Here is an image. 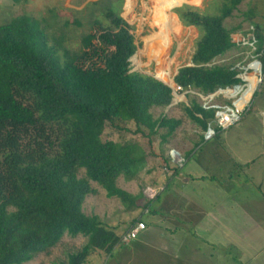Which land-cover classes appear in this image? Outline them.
Masks as SVG:
<instances>
[{
    "label": "trees",
    "instance_id": "obj_1",
    "mask_svg": "<svg viewBox=\"0 0 264 264\" xmlns=\"http://www.w3.org/2000/svg\"><path fill=\"white\" fill-rule=\"evenodd\" d=\"M114 1L115 7L105 0L103 23L95 21L96 32L85 35L74 53L63 47L59 53L42 20L33 16L20 14L0 24V264L30 262L64 235L82 236L86 242L54 264H85L93 255L111 254L122 236L98 215L84 213L86 197L97 194L90 182L107 198L118 199L126 212L147 209L163 192L140 206L146 187L137 195L118 187L120 177L131 181L145 170L147 153L137 142L102 139L106 124L120 121L132 123L134 133L146 135L149 142L158 136L164 145L181 125L180 119L153 116V108L170 105L172 89L131 71L129 59L137 46L120 16L123 0ZM243 1L213 0L211 13L188 5L173 10L181 25L199 33L191 65L177 70L175 85L209 96L244 83L242 70L213 63L239 47L232 41L239 26L229 29L224 22ZM256 16L251 6L242 12L251 24L253 56L263 71L264 24L255 22ZM165 60H158L160 79H165ZM183 109L203 130L215 122V108L191 100ZM137 222H130L125 232Z\"/></svg>",
    "mask_w": 264,
    "mask_h": 264
},
{
    "label": "rangeland",
    "instance_id": "obj_2",
    "mask_svg": "<svg viewBox=\"0 0 264 264\" xmlns=\"http://www.w3.org/2000/svg\"><path fill=\"white\" fill-rule=\"evenodd\" d=\"M112 1L115 7L117 5L116 1ZM212 2L213 0H123L120 6V16L129 25L130 32L134 36V43L137 46L134 56L130 59L131 71L154 76L163 82L172 84V78H174L177 70L191 64V57L199 36L198 31L194 27L181 25L173 10L182 5H188L199 9L201 12L211 13ZM128 3L134 4L132 11L129 13L126 11ZM105 4V0H23L18 3H14L12 0H0V24L7 23L20 14L33 16L38 20H42L43 27L49 36L50 44L58 46L59 53L63 48L74 53L82 47L85 35L96 32L97 25H95V21L103 23L102 13ZM250 6L254 8L257 15L254 19L255 22L264 24V0H244L239 7V11L235 12L233 17L226 19L224 24L229 29L241 24V30H237L232 35L234 41L237 43L242 42L240 37L243 36L246 44L240 45L238 49L227 52L224 56L218 57L213 61L216 65H233L239 68V70H242L240 74L242 79H244L245 75L255 74L249 68L256 60L253 56V44L247 42V38L253 36L251 24L248 21H243V17L241 16L242 12L246 11ZM163 33L165 38L161 39L160 37H162ZM152 34H155V36L150 43V48H147V53L145 52V39ZM56 42L60 44L58 45ZM163 57L166 60L161 72L164 74L165 79H160L157 75L159 69L157 67L158 60ZM166 67L170 69V73L167 72ZM256 78L257 84L255 91L251 95V102L245 111L241 113V120L239 119L230 126L231 131L238 130L237 127L245 128L249 125L250 121H253L250 123L251 126L256 127V129L259 127V124L255 123L250 113L258 109L264 110V70L261 72L260 68ZM243 82L240 85L242 91L247 86L246 81L244 80ZM231 90H234V88H231ZM188 91L178 94L179 98H176L178 100L176 106L172 108H168V106L165 108H153L151 110L155 118L163 115L181 119L183 125L177 131L184 132L186 135L189 133V130H194L196 127L188 120L184 113V105H189L191 100H195L200 105L224 106L228 102L231 104V102L239 99L243 93L237 94L233 92V95L236 93L235 96L230 97L227 93L215 92L208 97L202 95L203 99H201L196 90ZM214 127H216L215 122L211 128ZM134 130L135 127L132 123H122L120 121H115L113 125L107 123L102 139L104 141L111 140L115 142H137L145 149L148 157L145 170L134 180L126 181L122 177L117 180L118 187L137 195L141 193L142 187L151 186L153 188H160L164 183L168 171L165 169L167 165L163 161L165 160L167 150L166 147L162 150L158 136L151 137L149 142V138L146 135L135 134ZM221 132H224V129L218 134ZM186 135L177 134V139L174 142L178 145L179 143H185L189 140ZM190 135L196 136V134L191 133ZM216 136L203 142L206 145L203 146L202 151L215 146L214 144L217 142H221L222 136ZM196 139L194 137V140ZM82 176L83 171L81 170L79 177ZM159 176L163 181L158 182ZM90 185L97 190V194L86 197L83 204L84 213L87 215L97 214L105 225L115 227L117 234L121 235L125 233L130 222L137 218L138 214L136 211L126 212L118 199L107 198L104 190L96 183L90 182ZM163 192L161 193L162 195L159 194L161 200L162 198L165 199L166 190ZM146 200L148 199L140 200V206L144 205ZM157 205L158 202L154 201L151 207ZM85 242L86 239L82 236L72 238L64 235L57 246L50 249L48 253L39 254L25 264H54L57 261L66 259L69 252L80 249ZM100 256H104V254ZM100 256L94 255L89 257L85 264H104L106 259Z\"/></svg>",
    "mask_w": 264,
    "mask_h": 264
},
{
    "label": "crops",
    "instance_id": "obj_3",
    "mask_svg": "<svg viewBox=\"0 0 264 264\" xmlns=\"http://www.w3.org/2000/svg\"><path fill=\"white\" fill-rule=\"evenodd\" d=\"M238 26L240 31L241 24ZM240 39L237 43L232 35L238 46L246 44L243 36ZM253 39L250 36L247 42L251 44ZM256 64L263 72L261 63ZM176 98L168 108L177 105ZM250 114L259 124L257 129L250 121L245 128L231 131L230 127L218 134L221 129L210 138L205 134L212 125L203 130L188 119L198 130L186 135L177 131L181 121L162 145L167 150L163 161L168 173L160 186L166 190L165 199H157L155 207L135 210L136 219L146 229L128 244L116 246L111 254L98 255L106 259L104 264H264V110ZM177 134L189 140L178 145L174 142ZM218 135L221 142L202 151L203 142ZM171 150L180 162L173 161ZM175 166L180 167L177 172ZM159 181H163L160 176Z\"/></svg>",
    "mask_w": 264,
    "mask_h": 264
},
{
    "label": "built area",
    "instance_id": "obj_4",
    "mask_svg": "<svg viewBox=\"0 0 264 264\" xmlns=\"http://www.w3.org/2000/svg\"><path fill=\"white\" fill-rule=\"evenodd\" d=\"M171 89H172L173 97H175V96L177 97L178 94H180L183 91H186V90H183L181 87H179L175 84L172 86ZM237 89H240L237 94H240V92H243L240 86H238L237 88H234V90H237ZM229 90H231V89H227L224 92H228ZM198 95L201 97V99H203L202 95H200V94H198ZM241 95H240V97H241ZM206 97H208V96H206ZM236 101L231 102V104H227L224 106H205V105H202V107L203 108H215L216 109V113H215L216 128L219 130L227 129L240 119V115L248 106V104L250 102V98L241 107H239L235 104ZM214 134H215L214 129L208 128L205 135H206V138H210ZM170 156L173 158V161H175V162H180V160H181V158L178 156V154L174 150L170 151ZM165 169L167 170V168H165ZM161 190H162V188H153V187L148 186L144 189L143 195L148 200H152L156 197V195ZM145 229H146V224L144 222H137L125 234L122 235V237L120 239V245L128 244L130 241L136 239L138 234Z\"/></svg>",
    "mask_w": 264,
    "mask_h": 264
},
{
    "label": "bare ground",
    "instance_id": "obj_5",
    "mask_svg": "<svg viewBox=\"0 0 264 264\" xmlns=\"http://www.w3.org/2000/svg\"><path fill=\"white\" fill-rule=\"evenodd\" d=\"M133 6H134V4H132V3H128L126 5V11H127V13H129V12L132 11ZM154 36H155V34H152L151 36H149L148 38L145 39V48H146V51L145 52H147V53H148V49L147 48H150V43H151V41H152V39H153ZM249 68L252 69V71H254L256 73H258L260 71V66L257 65L255 62L252 63V65H250ZM244 80L247 83L246 89L243 91L240 99H238L236 101V103H235L239 107L243 106V104L251 97V95L255 91V87H256V84H257V78H256V75L255 74L245 75L244 76ZM233 92H236L237 93V90H229L226 93L228 95H230V97H233L236 94L235 93L233 95L232 94Z\"/></svg>",
    "mask_w": 264,
    "mask_h": 264
},
{
    "label": "water",
    "instance_id": "obj_6",
    "mask_svg": "<svg viewBox=\"0 0 264 264\" xmlns=\"http://www.w3.org/2000/svg\"><path fill=\"white\" fill-rule=\"evenodd\" d=\"M133 56H134V55H133ZM133 56H132V57H133ZM132 57H131V58H132ZM131 58H130V59H131ZM130 59H129V61H130ZM253 63H254V62H253ZM255 63L260 64L258 61H255ZM190 65H191V64H190ZM190 65H189V66H190ZM152 77H154V76H152ZM154 78L157 79L158 81H161V80H159L157 77H154ZM161 82H162L163 84L167 85L168 87L172 88V84H173V83H172V84H169V83H166V82H163V81H161ZM235 88H237V87H235ZM225 90H227V89H224V90H218L217 92L221 93V92H223V91H225ZM172 102H173V99H172L171 103H172ZM171 103H170V104H171Z\"/></svg>",
    "mask_w": 264,
    "mask_h": 264
}]
</instances>
